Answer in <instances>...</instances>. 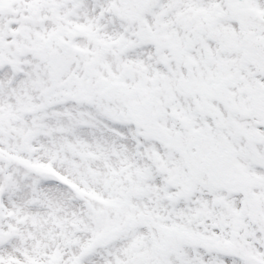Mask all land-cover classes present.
<instances>
[{
	"label": "snow or ice",
	"instance_id": "snow-or-ice-1",
	"mask_svg": "<svg viewBox=\"0 0 264 264\" xmlns=\"http://www.w3.org/2000/svg\"><path fill=\"white\" fill-rule=\"evenodd\" d=\"M0 264H264V0H0Z\"/></svg>",
	"mask_w": 264,
	"mask_h": 264
}]
</instances>
